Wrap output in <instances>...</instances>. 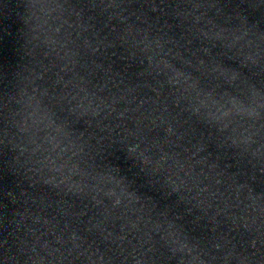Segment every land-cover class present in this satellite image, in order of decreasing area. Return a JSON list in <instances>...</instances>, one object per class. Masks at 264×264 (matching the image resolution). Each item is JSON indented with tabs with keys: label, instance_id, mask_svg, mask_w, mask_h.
Here are the masks:
<instances>
[{
	"label": "clouds",
	"instance_id": "obj_1",
	"mask_svg": "<svg viewBox=\"0 0 264 264\" xmlns=\"http://www.w3.org/2000/svg\"><path fill=\"white\" fill-rule=\"evenodd\" d=\"M10 6L23 45L46 30L62 34L69 10L81 31L60 42L76 54L69 65L75 93L54 82L9 114L4 109L20 105L24 90L17 78L13 86L0 83V121L11 116L22 135V142L0 143V264H34L24 259L26 236L15 245L19 255L8 254V236L19 235L27 219L18 205L55 206L65 215L80 204L109 215L121 207L125 215L147 211L155 226L139 236L140 250L109 255V247L100 264L130 257L136 264H204L210 241L216 249L218 240L252 248L264 242V201L252 208L249 199L264 191V100L257 99L264 97V51L253 47L264 37V0H0V14ZM100 21L107 23L101 28ZM121 155L127 170L114 162ZM9 177L15 190L4 183ZM221 200L239 211L213 210ZM93 228L99 242L70 233L88 243L86 264L111 245L110 230L93 225L86 233Z\"/></svg>",
	"mask_w": 264,
	"mask_h": 264
},
{
	"label": "water",
	"instance_id": "obj_2",
	"mask_svg": "<svg viewBox=\"0 0 264 264\" xmlns=\"http://www.w3.org/2000/svg\"><path fill=\"white\" fill-rule=\"evenodd\" d=\"M202 7L208 11L211 8L210 4L207 3ZM51 8L53 9V17L59 14L60 9L56 3L52 4ZM65 16L69 23L64 25L62 34L56 35L53 31L46 30V34H42L40 39L33 44L23 45L19 33L13 31L17 23L14 8L10 6L7 15L0 14V83L7 80L8 85L13 86L16 82L15 78H17L18 89L24 90L21 104L8 103L4 109L6 113L19 112L33 96L39 97L46 90L54 89V82H59L60 87L58 90L61 92L68 89H71L74 93L77 91V88L74 87L75 82L70 75L72 69L69 67V65L76 62L75 51H69L67 48L61 47L60 42L66 39L69 32H79L81 29L77 25L75 15L71 10ZM106 23L107 21H100V27L102 28ZM85 36H87V33ZM53 39L57 42L55 45L51 43ZM102 41L103 38L101 37L91 43L96 44ZM257 46L264 51V37L256 38L253 47ZM103 55L104 49L102 47L97 56L103 57ZM18 89H13V95L16 94ZM257 99L264 100V97ZM2 107L4 105L0 100V108ZM100 110L103 111V106ZM14 123L11 116L6 121H0V143L11 145L22 142V135L16 130ZM5 127L8 129L7 136L4 133ZM29 127H31V122H29ZM69 154H71V149ZM11 155L12 153H9V158H11ZM114 162L125 170L129 168L122 155L118 156ZM24 179L25 177L21 174L16 180V184L22 185ZM0 181H2V177H0ZM4 183L7 187L15 190V180L13 178L9 177ZM193 195L196 194L193 193ZM204 197L206 203H212L207 193H204ZM0 199H3L2 194H0ZM249 199L254 201L250 207H257L256 201H264V191L257 189L256 194L254 196L250 195ZM16 207L20 216L27 217V219L19 221L22 226L19 235L12 234L8 236V244L12 246L11 252L8 254L19 255L15 245L26 236L29 240V246L28 248L22 247V250L28 253L24 259H28L34 264H72L73 260H75V264H86L85 256L87 255L88 243H78L71 240L70 233L77 231L81 237L85 235L95 236L99 242V233L95 228H93L91 234L85 231L86 228L93 225H97L101 229H108L112 233L108 236L111 245L105 244L101 247V251L95 253L93 259H96V264H100L98 257L102 253L108 252L109 247L112 249L109 255L122 253L124 256H129L133 248L137 251L140 250V245L137 244L139 236L151 232L155 226V221L149 218L147 211L143 215L138 212L135 214L129 212L125 215L123 207L112 210L110 215L107 212L94 209L88 204H80L79 211L72 215L61 213L60 209L55 206L46 210L41 208L43 205L41 207L39 205L28 207L18 205ZM216 209L239 211L235 208H224L223 200L219 204H213V210ZM85 213L87 214L85 215ZM256 215V212H250L251 218H255ZM259 223L264 224V220ZM121 228L124 229L123 232H120ZM2 242L3 240L0 238V243ZM216 242L219 245L218 249L211 246V241L205 249L204 264H264V242L257 244L256 248L250 247L247 243L241 247L235 243L228 245L224 240ZM118 244L121 246L117 247ZM0 251H5V249H0ZM78 255L80 258L76 259ZM128 264H136V261H133L130 257Z\"/></svg>",
	"mask_w": 264,
	"mask_h": 264
}]
</instances>
